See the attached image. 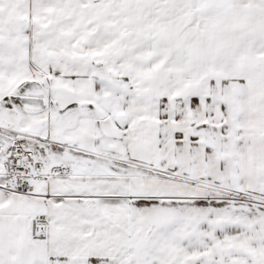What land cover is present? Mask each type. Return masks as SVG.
<instances>
[{
  "label": "snow or ice",
  "instance_id": "snow-or-ice-1",
  "mask_svg": "<svg viewBox=\"0 0 264 264\" xmlns=\"http://www.w3.org/2000/svg\"><path fill=\"white\" fill-rule=\"evenodd\" d=\"M0 264H264V0H0Z\"/></svg>",
  "mask_w": 264,
  "mask_h": 264
}]
</instances>
